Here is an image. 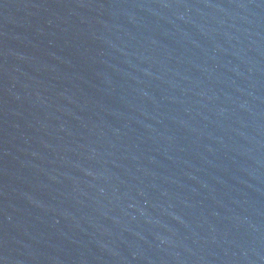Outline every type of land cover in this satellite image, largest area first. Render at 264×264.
I'll return each instance as SVG.
<instances>
[{
	"label": "water",
	"instance_id": "95a60500",
	"mask_svg": "<svg viewBox=\"0 0 264 264\" xmlns=\"http://www.w3.org/2000/svg\"><path fill=\"white\" fill-rule=\"evenodd\" d=\"M159 0H0V181L82 98Z\"/></svg>",
	"mask_w": 264,
	"mask_h": 264
}]
</instances>
